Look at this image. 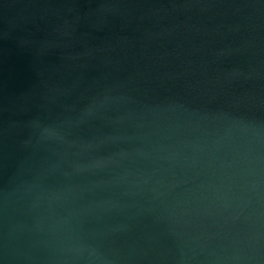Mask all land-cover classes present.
<instances>
[{
	"label": "water",
	"instance_id": "water-1",
	"mask_svg": "<svg viewBox=\"0 0 264 264\" xmlns=\"http://www.w3.org/2000/svg\"><path fill=\"white\" fill-rule=\"evenodd\" d=\"M0 264H264V0H0Z\"/></svg>",
	"mask_w": 264,
	"mask_h": 264
}]
</instances>
